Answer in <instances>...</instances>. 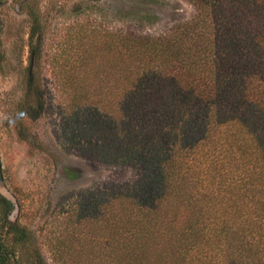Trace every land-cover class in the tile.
<instances>
[{"label": "trees", "instance_id": "obj_1", "mask_svg": "<svg viewBox=\"0 0 264 264\" xmlns=\"http://www.w3.org/2000/svg\"><path fill=\"white\" fill-rule=\"evenodd\" d=\"M185 1L194 14L162 33L110 32L108 60H53L69 144L137 174L59 215L72 239L96 224L83 260L264 264V0ZM41 40L34 17L30 62ZM25 96L42 107L33 73ZM16 206L0 192V264H47L33 231L11 219ZM50 244L59 264L76 263L68 237Z\"/></svg>", "mask_w": 264, "mask_h": 264}, {"label": "rangeland", "instance_id": "obj_2", "mask_svg": "<svg viewBox=\"0 0 264 264\" xmlns=\"http://www.w3.org/2000/svg\"><path fill=\"white\" fill-rule=\"evenodd\" d=\"M193 14L185 0H0V192L19 203L10 217L33 231L47 264H59L50 244L59 236L68 237L73 264H95L83 260L97 248L94 221L72 232V239L60 216L68 203L98 187L137 178L132 168L98 161L69 144L62 119L67 99L53 60L72 62L89 52L94 62L108 60L103 46L110 32L157 35ZM34 17L42 32L37 63L30 62L28 45ZM32 73L42 107L25 96Z\"/></svg>", "mask_w": 264, "mask_h": 264}, {"label": "clouds", "instance_id": "obj_3", "mask_svg": "<svg viewBox=\"0 0 264 264\" xmlns=\"http://www.w3.org/2000/svg\"><path fill=\"white\" fill-rule=\"evenodd\" d=\"M11 124H13V125H15V123H16V120L15 119H10V121H9Z\"/></svg>", "mask_w": 264, "mask_h": 264}, {"label": "water", "instance_id": "obj_4", "mask_svg": "<svg viewBox=\"0 0 264 264\" xmlns=\"http://www.w3.org/2000/svg\"><path fill=\"white\" fill-rule=\"evenodd\" d=\"M0 180H2V170H1V164H0Z\"/></svg>", "mask_w": 264, "mask_h": 264}]
</instances>
